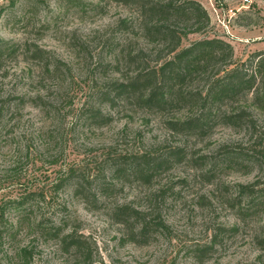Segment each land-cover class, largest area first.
Returning <instances> with one entry per match:
<instances>
[{
	"label": "rangeland",
	"instance_id": "obj_1",
	"mask_svg": "<svg viewBox=\"0 0 264 264\" xmlns=\"http://www.w3.org/2000/svg\"><path fill=\"white\" fill-rule=\"evenodd\" d=\"M196 1L205 9L210 23L206 34L189 36L183 46L205 35L231 44L236 60L244 61L251 53L264 52V0ZM0 11L2 39L36 45L50 52L67 63L73 75V82L61 86L44 80L34 62L28 59V64L24 63L29 54L21 52L17 59L0 62V103L16 96L40 95L46 101L64 99L58 116L50 118L28 104L12 117L0 137V198L16 194L18 187L29 180L37 181L35 185H50L71 165L81 166L87 175L94 176L110 146L123 153L147 150L160 156L179 144L160 118L130 109L120 108L116 113L102 104V112L113 116L106 127L85 126L76 119L79 109L91 102L94 88L117 77L106 66L116 47L112 42L121 38L117 22L129 17L126 8L111 0H0ZM57 92L61 94L55 95ZM255 115L264 129V116ZM50 132H55L57 141L51 139ZM222 144L246 149L248 137L219 127L203 141L190 140L189 153L196 157L216 152ZM54 160L57 164H51ZM200 173L198 168L182 161L164 166L148 181L124 179L119 183V191L104 200L102 208L96 211L86 209L73 195L71 186L62 190L58 200L71 216L70 227L86 239L95 264H264V255L256 244L264 214L259 222L241 226L238 234L225 238L206 262L187 256L189 247L209 242L214 227L241 225L237 209L224 202L223 185H246L259 176L257 169L249 167L227 171L214 184H205ZM170 189L174 194L169 195ZM115 203L143 210L152 207L166 224V231L159 232L147 246L127 242L123 229L109 216ZM29 242L37 248L32 264H82L57 243L36 241L26 234L5 244L7 258L0 256V264H19L12 259V250Z\"/></svg>",
	"mask_w": 264,
	"mask_h": 264
},
{
	"label": "trees",
	"instance_id": "obj_2",
	"mask_svg": "<svg viewBox=\"0 0 264 264\" xmlns=\"http://www.w3.org/2000/svg\"><path fill=\"white\" fill-rule=\"evenodd\" d=\"M111 1L129 11V17L117 22L116 30L121 38L112 42L116 47L106 66L117 77L94 88L91 102L79 109L76 119L85 126L106 127L112 123L113 116L102 112V104L116 113L120 108L130 109L160 118L170 135L179 139V144L160 156L147 150L123 153L110 146L94 176L87 175L81 166L71 165L50 185H35L38 182L32 180L21 184L16 194L0 198L2 259L7 258L5 244H12L26 234L36 241L57 243L82 264H95L86 239L70 227L71 216L59 204L62 190L71 186L73 195L86 209L96 211L102 208L104 200L119 191L122 180L148 181L164 166L182 161L198 168L205 184H214L230 170L252 167L259 172L252 183L223 185L224 202L237 209L241 225L214 227L208 243L187 249L191 259L206 262L225 238L238 234L241 226L259 222L264 214V129L255 115L264 116V52L251 53L244 61L236 60L231 44L205 35L183 46L189 36L206 34L210 23L205 9L196 0ZM20 52L29 54L24 63L28 64V59L34 62L44 80L58 82L60 86L73 82L68 64L50 52L0 37V62L17 59ZM63 101V97L46 101L40 95L7 97L0 103V137L21 107L31 104L52 118L61 113ZM219 127L247 135V148L222 144L216 152L195 154L196 157L189 153L190 140L203 141ZM49 135L57 141L55 132ZM171 194L174 193L170 189ZM155 212L152 207L143 210L127 203H115L109 209V216L123 229L127 242L147 246L167 227ZM256 244L264 255V222ZM36 250L30 242L18 245L12 250V259L19 264H32Z\"/></svg>",
	"mask_w": 264,
	"mask_h": 264
}]
</instances>
